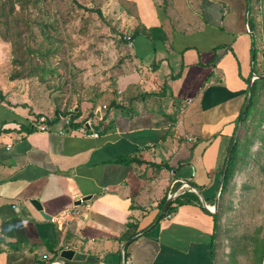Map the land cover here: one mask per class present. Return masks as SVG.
Wrapping results in <instances>:
<instances>
[{"label":"crops","instance_id":"1","mask_svg":"<svg viewBox=\"0 0 264 264\" xmlns=\"http://www.w3.org/2000/svg\"><path fill=\"white\" fill-rule=\"evenodd\" d=\"M126 1L125 31L138 32L111 106L90 100L73 106L77 119L39 123L1 88L0 264L52 251L60 264L217 263L208 207L253 74L247 0ZM152 26L163 41L146 36ZM183 192L199 203L178 205Z\"/></svg>","mask_w":264,"mask_h":264},{"label":"rangeland","instance_id":"2","mask_svg":"<svg viewBox=\"0 0 264 264\" xmlns=\"http://www.w3.org/2000/svg\"><path fill=\"white\" fill-rule=\"evenodd\" d=\"M10 2L18 9V0H7L5 12ZM24 2L29 10L12 12L23 20L14 23L5 13L3 20L8 24L2 28L0 22L1 32L8 35L0 36V90L7 89L13 101L28 102L38 111L37 118L31 117L33 122L39 117L50 119L57 108L68 111L90 100L109 102L111 89L127 84L131 46L119 39L126 30V0ZM76 4L81 5L79 10H72ZM260 4L261 14H254L252 7L248 11L252 22L263 20L255 40L260 48L256 74L264 75V0ZM63 10L72 11L65 22ZM121 77L124 82L118 81ZM259 92L236 136L238 152H233L232 175L221 186L216 209H210L219 214L215 260L221 264H264V85Z\"/></svg>","mask_w":264,"mask_h":264},{"label":"trees","instance_id":"3","mask_svg":"<svg viewBox=\"0 0 264 264\" xmlns=\"http://www.w3.org/2000/svg\"><path fill=\"white\" fill-rule=\"evenodd\" d=\"M18 1H19V6H18V9L16 11L14 10L13 3L11 4V2H10V4H11L10 7L9 8H6V10H9V11H6V12L4 11L3 8H5L7 0H2L1 1V4H0V18H2V19H0V22L2 23V28H5L6 27V24H8V20H6V21L3 20V16L5 15V13H8V16L11 18V20L14 23H17L18 21L23 20V18H20V19L17 18L16 16H14L12 14V12L15 14V13H19L20 10H29V8L26 7V3L24 2L25 0H18ZM260 1L261 0H252V2H251V0H247L246 10L248 11V10H250V7H252V9L254 11V14H256V13L261 14L260 12L262 11V6L260 4ZM34 2L36 3L37 0H34ZM80 6H81L80 4H76V6L75 5L72 6V10H73L74 7L79 10V7ZM94 10L97 12V14L99 16L102 15L101 14V10H99L98 7H95ZM60 12L62 13L61 15H63V16H64V14H66V17L64 18V22L66 20H68L67 19L68 16H71V13H72L71 10H63V11H60ZM249 13H250V11H248V19H249V25H250V29H251V36H252V47H251L252 72L253 73H257L259 71H257L258 67L256 66V64H258V61H259L258 55H259V52H260V48L256 45L255 34H257L256 28L263 23V20L261 18L259 20H257V18H256L255 21L252 22L250 20ZM27 23H28V21L25 22V24H27ZM143 31L146 33V36L149 37L151 40H156V39H158V40L161 39L162 41L164 40V38H162L163 36H161V35H163V31H162V29H161L160 26H152V27H149V28H145V29H143ZM137 32H138L137 30L136 31H133L131 33L126 32V31H121L120 32L121 34H120L119 39H120V41H122V42H124L126 44L127 43V39L124 36L126 34H129L130 39H132V41H133V36ZM0 36L6 37L8 35L5 34V33H3V32H1V30H0ZM72 61H74V58L70 57V62L72 63ZM263 85H264V77H259V78H256V79L253 80L252 85H251V90H250L251 96H250L249 103H248V105L246 107V110L244 112L243 120H246V118L250 114V112H251V110H250L251 109V103L252 102L254 103V101L257 100V98L259 96V93H260L259 91H260L261 87H263ZM247 90H248V78H247ZM253 98H254V101H253ZM3 100H4V97H3V94H2V92L0 90V102H2ZM114 102H115L114 99L111 98L109 100V105L110 104L112 105ZM93 110H94V106L92 105L91 110H90V115H92V116L95 117ZM69 112L71 113V116H69V117H72V120H74V119H77V117L80 115L81 109L77 107V110H75V111L69 110L67 112V111L63 110L60 113V110L57 108V109L54 110V113L52 114V116H51L50 119H44L43 117L42 118L44 119L45 123H46V121L48 123H50L52 121H55V120L59 119V115L60 114L67 115ZM83 121H84L83 119H80L77 122L75 121V124L78 125V124L82 123ZM237 145H238V138H236V140H235V142H234V144L232 146L231 153H230V156H229V159H228V163H227V167H226V171H225V176H224L223 183L224 182H227L229 180V178L231 177V175H232V170H233V165H234L233 152L234 153L235 152H238ZM121 159L126 160V161L131 160V158H127V157L126 158H121ZM222 189H223V187H222ZM222 189H221V193L219 195L220 197L222 195ZM190 195L192 196V198L186 199V197L187 196H190ZM174 199H175V201H176V203L178 205L182 204L185 201H189V200L190 201L191 200H195V201H197L199 203L198 198L196 197V195H194L191 192H183L182 194L177 195ZM171 209H172V207L169 206L167 208V211L166 212L170 211ZM212 215H213V219L215 221V227H216V224H217V221H218V216H219L218 211L214 212ZM55 257H56V252H53L52 251V256L49 257V258H46L47 260L45 262L41 263V264H48L50 261L54 260Z\"/></svg>","mask_w":264,"mask_h":264},{"label":"water","instance_id":"4","mask_svg":"<svg viewBox=\"0 0 264 264\" xmlns=\"http://www.w3.org/2000/svg\"><path fill=\"white\" fill-rule=\"evenodd\" d=\"M259 77H264V75H257L256 73H253L251 75L249 81H248V92H247L244 104L242 106L241 115H240V119H239V125L237 126V129H236V131H235V133H234V135H233V137L231 139V142L229 144V147H228V150H227V153H226V159H225L224 166H223V169H222V173H221V176H220V184H219L218 192H217V195L215 196L214 203H213L214 209H216L217 204H218V199H219V195H220V189H221V186H222L223 181H224L225 171H226L228 159H229V156H230V153H231V149H232V146H233V144H234V142L236 140V136L238 134V131H239L241 123H242L244 112H245L246 107H247V105L249 103V100H250V96H251L250 90H251L252 82H253V80L255 78H259ZM172 197L173 196H169V198L166 200L165 205H164V207L162 209V212L166 209V207H167L166 205L169 203V199H171ZM201 201H202L203 205L205 206V203H204L202 198H201ZM34 203H35V205H37V201L36 200H35ZM208 209H209V207H208ZM71 254H72V250L71 249H64V250L61 251V256H63L64 258H70Z\"/></svg>","mask_w":264,"mask_h":264},{"label":"built area","instance_id":"5","mask_svg":"<svg viewBox=\"0 0 264 264\" xmlns=\"http://www.w3.org/2000/svg\"><path fill=\"white\" fill-rule=\"evenodd\" d=\"M124 37L127 39V44L131 46L132 45V39H130L129 34H126ZM70 118L71 117H69L68 115H66L65 117L64 116L62 117V119L65 120L66 123L70 120ZM38 122L39 123L44 122V119L42 117H40L39 120H38ZM39 127H40V129H45L47 127V125L43 124V125H41ZM91 135L96 136L97 133L96 132H92ZM187 186L189 187L188 184H187ZM175 195H176V193L174 192L170 196H175ZM210 209H212V208H210ZM68 213H70L69 210H62L60 214L61 215H66ZM48 264H60V263H59V261L57 259H54V260L50 261Z\"/></svg>","mask_w":264,"mask_h":264},{"label":"clouds","instance_id":"6","mask_svg":"<svg viewBox=\"0 0 264 264\" xmlns=\"http://www.w3.org/2000/svg\"><path fill=\"white\" fill-rule=\"evenodd\" d=\"M210 205H212V207H209V209H210V208H213V204H210ZM213 209H214V208H213Z\"/></svg>","mask_w":264,"mask_h":264},{"label":"bare ground","instance_id":"7","mask_svg":"<svg viewBox=\"0 0 264 264\" xmlns=\"http://www.w3.org/2000/svg\"><path fill=\"white\" fill-rule=\"evenodd\" d=\"M220 197V196H219ZM209 207H212V205H210Z\"/></svg>","mask_w":264,"mask_h":264}]
</instances>
